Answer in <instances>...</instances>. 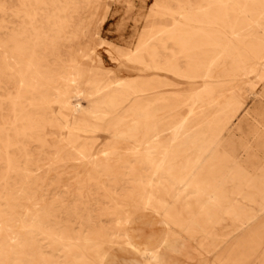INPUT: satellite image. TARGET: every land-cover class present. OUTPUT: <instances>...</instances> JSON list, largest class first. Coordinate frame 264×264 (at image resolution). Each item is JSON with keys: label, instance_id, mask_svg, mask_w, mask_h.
I'll list each match as a JSON object with an SVG mask.
<instances>
[{"label": "rangeland", "instance_id": "obj_1", "mask_svg": "<svg viewBox=\"0 0 264 264\" xmlns=\"http://www.w3.org/2000/svg\"><path fill=\"white\" fill-rule=\"evenodd\" d=\"M166 236L264 264V0H0V264Z\"/></svg>", "mask_w": 264, "mask_h": 264}, {"label": "crops", "instance_id": "obj_2", "mask_svg": "<svg viewBox=\"0 0 264 264\" xmlns=\"http://www.w3.org/2000/svg\"><path fill=\"white\" fill-rule=\"evenodd\" d=\"M159 243L145 242V247L150 249L157 246ZM140 247L141 244L139 245ZM175 246V247H174ZM171 249V251H170ZM177 250V251H176ZM116 253L127 256L128 262L132 264H144L146 260H150L147 255H140L135 249L127 246H118L112 248L105 256L103 264H115ZM144 256V257H143ZM160 264H193L192 247L191 244L184 241H174L163 244L159 251ZM107 260V261H106Z\"/></svg>", "mask_w": 264, "mask_h": 264}, {"label": "bare ground", "instance_id": "obj_3", "mask_svg": "<svg viewBox=\"0 0 264 264\" xmlns=\"http://www.w3.org/2000/svg\"><path fill=\"white\" fill-rule=\"evenodd\" d=\"M246 4V3H245ZM213 7V6H212ZM204 10V9H203ZM128 68V67H127ZM77 75V74H76ZM76 77V76H75ZM206 77H208V76H206ZM109 79V78H108ZM73 81V80H72ZM106 81V80H105ZM89 82V81H88ZM72 83V82H71ZM64 84V83H63ZM73 84V83H72ZM109 85V84H108ZM64 86V85H63ZM70 86V85H69ZM72 86V85H71ZM103 86H105V85H103ZM107 86V85H106ZM105 86V87H106ZM78 87V86H77ZM98 87V86H97ZM96 88V87H95ZM102 89H104V88H101V90ZM96 90V89H95ZM99 90V89H98ZM100 90V91H101ZM76 91V90H75ZM57 93V92H56ZM97 93V92H96ZM66 94V93H65ZM64 94V95H65ZM63 95V94H62ZM62 97V96H61ZM68 97V96H67ZM58 98V97H57ZM65 98V97H64ZM67 104V103H66ZM60 108V107H59ZM86 132V131H85ZM168 222V221H167ZM177 231V230H176ZM175 235V234H174ZM177 236V235H176ZM179 237V236H178ZM121 238V237H120ZM125 239V238H124ZM120 240V239H119ZM121 241V240H120ZM126 241V240H125ZM170 242H174V240H172L170 237H168V236H166V237H163L162 239H161V241L159 242V244L157 245V246H155L154 248H150V249H148V248H142V249H139V248H137V247H135L131 242H129V243H127V247L129 248H132V249H135L136 251H138V253L140 254V255H146V254H150V256H152V257H154L155 258V262H156V264H160L159 263V259H160V257H159V251H160V248H161V246H163V244H166V243H170ZM117 243H119V242H117ZM175 247V246H174ZM170 251H171V249H170ZM177 251V250H176ZM105 255V254H104ZM147 256V255H146ZM144 257V256H143ZM154 260V259H153ZM104 261V260H103ZM103 261H102V264H103ZM107 261V260H106ZM147 264V263H146Z\"/></svg>", "mask_w": 264, "mask_h": 264}]
</instances>
